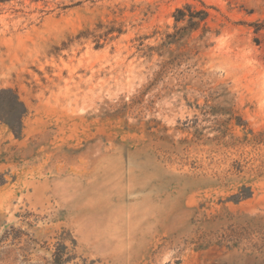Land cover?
<instances>
[{
  "label": "rangeland",
  "instance_id": "rangeland-1",
  "mask_svg": "<svg viewBox=\"0 0 264 264\" xmlns=\"http://www.w3.org/2000/svg\"><path fill=\"white\" fill-rule=\"evenodd\" d=\"M8 88L0 264H264V0H0Z\"/></svg>",
  "mask_w": 264,
  "mask_h": 264
},
{
  "label": "trees",
  "instance_id": "trees-1",
  "mask_svg": "<svg viewBox=\"0 0 264 264\" xmlns=\"http://www.w3.org/2000/svg\"><path fill=\"white\" fill-rule=\"evenodd\" d=\"M173 16L176 22L186 20V29L192 31L201 22L205 23L208 12L204 8L192 9L191 6L186 5L185 7L176 8ZM5 93L8 94V97L6 100L2 98L0 101V121L7 125L15 138L19 139L22 137V122L26 114V106L15 90L11 88L0 89V97ZM3 183L4 181L0 174V185ZM66 249L67 247L65 244H61V246L55 248L51 253L53 264H61L71 258V256L65 252Z\"/></svg>",
  "mask_w": 264,
  "mask_h": 264
}]
</instances>
